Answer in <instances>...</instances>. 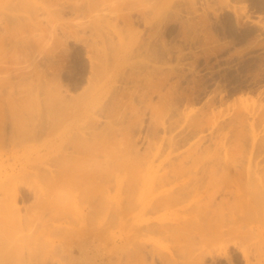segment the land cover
Wrapping results in <instances>:
<instances>
[{"label": "rangeland", "instance_id": "374dc122", "mask_svg": "<svg viewBox=\"0 0 264 264\" xmlns=\"http://www.w3.org/2000/svg\"><path fill=\"white\" fill-rule=\"evenodd\" d=\"M45 1L1 32L0 264H264V0Z\"/></svg>", "mask_w": 264, "mask_h": 264}, {"label": "bare ground", "instance_id": "6f19581e", "mask_svg": "<svg viewBox=\"0 0 264 264\" xmlns=\"http://www.w3.org/2000/svg\"><path fill=\"white\" fill-rule=\"evenodd\" d=\"M41 2L39 3V1L38 0H36V4H38L37 6L39 7V9H42V10H44V11H46L47 13L48 12H50V9L51 8H49L50 6H48L47 5V2L44 0H40ZM25 4H24V3ZM45 2H46V4H45ZM24 5L25 6H27V5H30V6H28V7H31V3H29L28 2V0H0V64L3 62V60L5 59V56L3 55V47H2V43H1V39H2V35H1V32H21V27H22V23H21V19H22V14H24L25 12L27 13V14H29V13H31L32 12V10L30 11L28 8H25L24 7ZM24 9H25V11H24ZM27 10H29L30 12L28 13L27 12ZM24 12V13H23ZM35 13V12H34ZM32 14V13H31ZM32 19V18H31ZM30 19V20H31ZM29 20V21H30ZM37 22L38 21H36V22H34L35 24L34 25H36L37 24ZM31 25H33V24H31ZM38 25V24H37ZM39 26V25H38ZM37 27V26H36ZM35 27V28H36ZM37 29V28H36ZM33 30V29H32ZM35 31V30H34ZM33 31V32H34ZM31 32V31H30ZM128 47V45H126L125 46V48H127ZM49 95V96H48ZM47 99H48V101H46V106H45V108H46V110H47V112L49 113H51V116H53V117H58L59 118V113H61V111L64 109V104H62V103H60V104H56V103H53V102H56V101H59L60 100V96H59V94L58 93H56V91L54 92H49V94H47ZM60 102V101H59ZM34 108V107H33ZM32 108V113L33 112H35V111H33V110H36L37 109V107H36V109L34 108L33 109ZM31 112V111H30ZM49 113V114H50ZM18 120V118H15V125H17V127H16V130H17V128H19V127H21V119H19L18 120V122L20 121V124L19 123H17L16 121ZM24 121V120H23ZM25 122V121H24ZM17 123V124H16ZM35 128V127H34ZM21 129H22V127H21ZM20 128H19V134L18 133H15L14 132V134L16 135L17 134V136H16V138L14 139V141H17V140H25L26 138V136H27V139L29 140V137H30V135H33V137L34 136H36L35 135V133H32L33 132V128H31L32 129V132L31 133H29V132H26V131H23V130H21ZM37 132V131H36ZM37 134V133H36ZM15 135H13V136H15ZM38 135V134H37ZM22 137V138H21ZM17 138H19V139H17ZM24 138V139H23ZM17 139V140H16ZM53 143V142H52ZM53 145V144H52ZM51 145V146H52ZM54 145H55V143H54ZM56 147V146H55ZM50 148V147H49ZM53 150H54V148H53ZM56 150V149H55ZM264 187V186H263ZM247 188V187H246ZM241 190H243V192H245L246 190L243 188H241ZM240 190V191H241ZM245 190V191H244ZM250 191V190H249ZM243 192H241V194H242V196H243ZM246 193V192H245ZM245 193H244V195H245ZM251 193V192H250ZM247 194V193H246ZM256 194H254V195H250V197H248V196H246L245 195V197H248L247 199L245 198H243L242 196H240L241 198V200H239V205H242L244 208H249L250 207V205L248 204V202H250L251 201V199H252V197L251 196H255ZM250 198V199H249ZM258 199L259 198H257V199H255V200H253L254 202H255V206H257V207H259V208H261L262 209V211H264V202L263 203H260L259 204V202H258ZM238 201V200H237ZM258 202V203H257ZM84 238V237H83ZM86 239H87V237H86ZM97 240V239H96ZM80 242L82 241V240H79ZM99 243V242H98ZM74 244V243H73ZM97 245V244H96ZM72 246V245H71ZM99 247V246H98ZM106 249V248H105ZM90 250L91 251H93L91 248H90ZM96 250V249H95ZM45 251V250H44ZM99 251H101V250H99ZM46 252V251H45ZM104 252H105V250H104ZM104 252H102L101 251V256H104ZM68 253V252H67ZM70 253V252H69ZM68 256V255H67ZM72 256V255H71ZM71 256H68V257H70V259H71ZM69 260V259H68ZM68 260H66L67 262H68ZM66 262V263H67ZM60 264H63V263H60Z\"/></svg>", "mask_w": 264, "mask_h": 264}, {"label": "crops", "instance_id": "0c3cea01", "mask_svg": "<svg viewBox=\"0 0 264 264\" xmlns=\"http://www.w3.org/2000/svg\"><path fill=\"white\" fill-rule=\"evenodd\" d=\"M71 259L66 264H105L103 256L99 252L97 248L95 252L90 250V246H88L87 242H75L71 248Z\"/></svg>", "mask_w": 264, "mask_h": 264}]
</instances>
